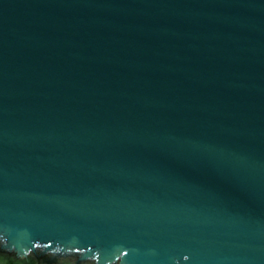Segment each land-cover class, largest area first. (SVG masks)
<instances>
[{
    "label": "water",
    "instance_id": "95a60500",
    "mask_svg": "<svg viewBox=\"0 0 264 264\" xmlns=\"http://www.w3.org/2000/svg\"><path fill=\"white\" fill-rule=\"evenodd\" d=\"M0 264H264V0H0Z\"/></svg>",
    "mask_w": 264,
    "mask_h": 264
}]
</instances>
